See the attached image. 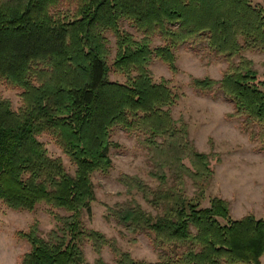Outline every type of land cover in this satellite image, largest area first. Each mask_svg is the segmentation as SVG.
<instances>
[{"label":"trees","instance_id":"1","mask_svg":"<svg viewBox=\"0 0 264 264\" xmlns=\"http://www.w3.org/2000/svg\"><path fill=\"white\" fill-rule=\"evenodd\" d=\"M58 2L0 0V83L20 90L21 101L13 109L0 96V203L27 211L45 203L57 222L46 238L37 223L20 233L30 245L20 264H85V242L98 255L110 246L116 264H262L264 220L231 218L220 197L201 205L203 180L213 174L208 155L192 146L187 125L172 118L178 95L167 80L155 81L149 66L160 59L176 71L177 47L204 42L228 67L218 81L192 78L191 84L201 90L218 85L245 131L264 142V90L252 61L241 55L264 51V7L253 0H73V13L62 14ZM107 32L115 37L113 59ZM154 35L164 44L153 47ZM111 68L125 82L111 80ZM114 127L142 135L172 175L164 188L167 175L152 173L157 189L137 176L119 178L158 210L151 215L132 202L113 211L128 230L148 233L156 262L119 250L82 220L96 199L92 175L111 168ZM42 134L67 156L73 173L49 155ZM186 176L201 182L202 194L186 195ZM94 264L107 263L98 257Z\"/></svg>","mask_w":264,"mask_h":264},{"label":"rangeland","instance_id":"2","mask_svg":"<svg viewBox=\"0 0 264 264\" xmlns=\"http://www.w3.org/2000/svg\"><path fill=\"white\" fill-rule=\"evenodd\" d=\"M253 3L264 7V0H253ZM75 7L73 0H60L55 10L62 14L73 13ZM123 28L136 35L128 23ZM106 36L111 48L110 58L113 59L116 51L115 37L109 32ZM151 40L153 47L164 44L158 35H154ZM175 55L176 71H172L160 59H154L149 68L155 81L167 80L178 95L176 104L171 108L172 118L187 125L192 146L208 155L213 174L203 180L201 205L208 207L213 197H220L228 203L231 218L240 219L252 214L264 220V142L252 139V135L245 131L242 119L234 115V104L218 85L201 90L191 84L192 78L220 80L228 67L227 60L209 50L202 41L181 44L175 50ZM241 55L252 61L260 87L264 90V51L244 50ZM110 79L119 82L126 80L114 68H111ZM19 93L20 90L0 83V96L10 101L13 109L21 104ZM39 139L51 157L61 158L66 169L70 173L74 172L72 163L49 135L42 134ZM110 139L116 144L110 149L111 168L107 172L97 171L92 175L96 199L91 205V216L86 213L83 215V223L114 240L119 250L129 252L132 257L156 262L158 250L148 233L128 230L113 215V211L132 202L151 215H155L158 210L141 192L135 189L127 191L119 178L123 174L137 176L147 187L157 189L160 183L152 173L162 170L167 175L164 188L172 185V175L167 167L161 169L163 157L149 149L142 135L114 127ZM184 162L190 167L187 159ZM201 186L200 181L189 176L184 178L185 193L190 198L200 194ZM50 209L47 204L40 203L32 211L12 210L0 203V264H20L23 255L30 249L28 241L20 233L27 231L33 223H37L41 236H48L57 224ZM53 212L65 215L59 209H53ZM83 252L85 264H94L98 257L107 264H116V256L110 246H104L98 255L91 242H85ZM261 262L264 264V256Z\"/></svg>","mask_w":264,"mask_h":264}]
</instances>
